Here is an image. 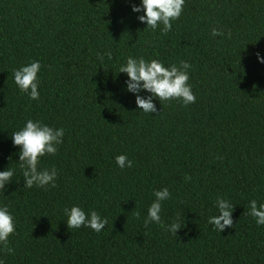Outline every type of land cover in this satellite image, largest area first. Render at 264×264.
<instances>
[{
    "label": "trees",
    "instance_id": "1",
    "mask_svg": "<svg viewBox=\"0 0 264 264\" xmlns=\"http://www.w3.org/2000/svg\"><path fill=\"white\" fill-rule=\"evenodd\" d=\"M139 0H0V170L15 169L0 192L15 219L4 264H264V226L248 203L264 202V0H186L164 34L137 20ZM218 27L224 35L213 37ZM230 33V36L228 35ZM112 51V59L101 54ZM128 55L187 60L196 96L154 100L143 113L117 73ZM41 62L38 100L12 70ZM144 94V93H142ZM26 119L63 127L55 186L23 187L11 132ZM124 153L131 168H119ZM16 180H19L18 182ZM167 187L161 220L144 225L153 189ZM233 204V226L207 223L217 196ZM107 219L100 233L68 229L65 206Z\"/></svg>",
    "mask_w": 264,
    "mask_h": 264
},
{
    "label": "clouds",
    "instance_id": "2",
    "mask_svg": "<svg viewBox=\"0 0 264 264\" xmlns=\"http://www.w3.org/2000/svg\"><path fill=\"white\" fill-rule=\"evenodd\" d=\"M186 0H139V3H131V11L137 13V20L144 23L146 27L156 31L159 28L161 33H168L172 30V21L180 18ZM213 37L224 35L222 29L213 27ZM230 36V33L228 34ZM257 61L264 63V56L259 52L256 54ZM106 56L112 59V51L106 50L101 54V59ZM191 64L187 60H180L179 63H165L159 58H148L143 56L128 55L124 62L119 65L117 73H125L124 88L135 97V104L138 110L143 113H156L154 100L169 101L178 100L183 105L195 103L196 96L189 83V69ZM41 62L38 59L21 64L12 70L13 82L20 93L26 94L29 100H38L39 73ZM144 93V94H142ZM161 104V103H160ZM64 128L53 127L43 121L26 119L21 127L11 132V140L14 146H18V162L23 178V187L33 186L43 188L44 186H55L57 169L39 168L40 158L47 155H55L58 146L63 143ZM116 165L121 168H131L133 161L126 154L121 153L115 156ZM15 176V169L6 167L0 170V192H4ZM17 182L19 180H16ZM154 199L147 207L144 225L155 223L164 227L172 235H177L181 229L179 217L170 224H163L161 220L162 202L170 198L167 187L153 189ZM217 214L210 215L207 223L212 225L214 230L222 232L225 226H233L232 212L234 204L226 197L217 196L214 202ZM248 215L254 218L257 226H264V202L257 203L252 199L248 203ZM63 214L66 217L64 222L68 229H79L82 226L100 233L107 224V219L102 217L94 209L85 211L78 204L65 206ZM15 232V219L7 204H0V244L9 253L8 238ZM0 264H4L0 259Z\"/></svg>",
    "mask_w": 264,
    "mask_h": 264
}]
</instances>
